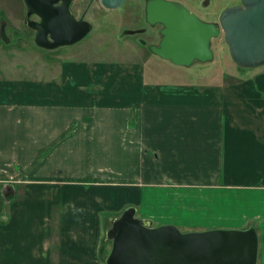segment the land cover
<instances>
[{
  "label": "crops",
  "instance_id": "1",
  "mask_svg": "<svg viewBox=\"0 0 264 264\" xmlns=\"http://www.w3.org/2000/svg\"><path fill=\"white\" fill-rule=\"evenodd\" d=\"M63 65L0 75V264H105L131 205L182 231L254 226L264 264V66L164 85L137 62Z\"/></svg>",
  "mask_w": 264,
  "mask_h": 264
},
{
  "label": "water",
  "instance_id": "2",
  "mask_svg": "<svg viewBox=\"0 0 264 264\" xmlns=\"http://www.w3.org/2000/svg\"><path fill=\"white\" fill-rule=\"evenodd\" d=\"M73 1L25 0L27 23L37 31L39 46L74 44L92 30L91 23L73 15ZM100 1L105 8L115 9L126 0ZM240 1L224 9L219 22H214L178 0H147V22L162 25L161 39L150 50L178 66L205 63L214 60L213 40L224 33L238 67L264 66V0ZM32 15L39 20H32ZM105 239L111 244L105 264H258L259 236L254 226L182 231L174 224L154 225L138 216L133 205L110 218Z\"/></svg>",
  "mask_w": 264,
  "mask_h": 264
},
{
  "label": "rangeland",
  "instance_id": "3",
  "mask_svg": "<svg viewBox=\"0 0 264 264\" xmlns=\"http://www.w3.org/2000/svg\"><path fill=\"white\" fill-rule=\"evenodd\" d=\"M75 0L74 13L86 9L85 21L92 30L80 41L56 48L37 44V31L27 23L25 0H0V75L12 79H57L70 59L144 64L147 79L160 84L218 83L240 78L245 72L233 62L224 33L213 40L214 60L178 66L152 53L150 46L161 39V25H150L146 0H126L115 9L100 0ZM206 21L219 22L221 13L239 0H178ZM241 3V1H240ZM32 20H37L32 15ZM144 30V31H141ZM132 31V32H131ZM135 31V32H133ZM251 70V69H250ZM186 82V83H184ZM110 223V222H109ZM110 226V224H108Z\"/></svg>",
  "mask_w": 264,
  "mask_h": 264
},
{
  "label": "flooded vegetation",
  "instance_id": "4",
  "mask_svg": "<svg viewBox=\"0 0 264 264\" xmlns=\"http://www.w3.org/2000/svg\"><path fill=\"white\" fill-rule=\"evenodd\" d=\"M93 1L95 2V1H97V0H91V1H89V6L93 3ZM146 2H147V0H146ZM240 3V0H239V2H237L236 4H239ZM74 4H75V0L73 1V3H72V13H73V15L79 20V19H83V20H85V16H86V9L84 10V12L80 15V16H77L75 13H74ZM27 5V4H26ZM235 5V4H234ZM232 6V5H231ZM28 9V8H27ZM36 17H37V20H39V17L36 15ZM87 21V20H86ZM215 22V21H214ZM161 27H162V25H161ZM144 31V30H143Z\"/></svg>",
  "mask_w": 264,
  "mask_h": 264
},
{
  "label": "trees",
  "instance_id": "5",
  "mask_svg": "<svg viewBox=\"0 0 264 264\" xmlns=\"http://www.w3.org/2000/svg\"><path fill=\"white\" fill-rule=\"evenodd\" d=\"M238 68H239V67H238ZM240 69L245 70V69H243V68H240Z\"/></svg>",
  "mask_w": 264,
  "mask_h": 264
}]
</instances>
